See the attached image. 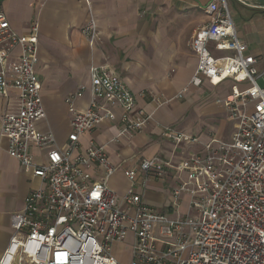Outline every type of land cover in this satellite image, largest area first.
Segmentation results:
<instances>
[{"label":"built area","instance_id":"built-area-1","mask_svg":"<svg viewBox=\"0 0 264 264\" xmlns=\"http://www.w3.org/2000/svg\"><path fill=\"white\" fill-rule=\"evenodd\" d=\"M205 12L209 21L189 44L197 59L190 84L199 88L207 81L217 87L232 81L222 102L234 123L231 137L201 144L194 136L162 128V139L199 150L178 164L141 160L137 169L124 171L131 187L118 198L107 185L118 167L103 146L90 143L81 151L79 137L105 121H117L114 142L130 139L150 116L134 117L136 101L123 80L105 65L92 66L88 84L66 99L71 132L65 148H56L53 136L37 127L45 118L35 71L38 27L19 35L0 11V106L11 95L16 100L15 107L0 114V132L7 154L39 180L22 211L10 218L13 233L0 264H123L112 249L130 236L128 264H264V87L256 82L264 74V58L250 54L238 37L226 0H212ZM81 33L89 46L98 40L92 14ZM210 45L222 55L213 54ZM86 91L88 108L74 109V100ZM31 146L45 155L44 163L34 161ZM91 170L100 178L94 180ZM138 172L145 174L142 188L150 177L163 180L174 174L178 184L171 190L172 207L187 196L186 215L169 219L145 205L135 193Z\"/></svg>","mask_w":264,"mask_h":264},{"label":"crops","instance_id":"crops-1","mask_svg":"<svg viewBox=\"0 0 264 264\" xmlns=\"http://www.w3.org/2000/svg\"><path fill=\"white\" fill-rule=\"evenodd\" d=\"M211 1L0 0V11L17 34L26 35L32 26L38 27L35 71L41 83L45 118L37 127L53 136L56 148H65L71 132L66 99L88 84V69L92 66L105 65L123 80L136 101L134 117L150 116L146 127L130 139L114 142L117 121H105L79 137L81 151L90 143L103 146L110 163L118 167L107 182L118 198L131 187L124 171L137 169L141 160L160 158L178 164L199 150V146L176 147L162 139V128L194 136L201 144L228 141L231 137L234 123L222 102L230 93L232 81L217 87L207 81L199 88L190 84L197 59L189 44L195 31L208 23L205 9ZM90 14L99 33L93 46L81 33ZM244 20V27L234 25L237 35L250 54L261 56L258 48L264 38V21L250 15ZM209 48L213 54L222 55L214 51L213 45ZM183 89L186 92L176 99ZM7 102L1 103L0 114L15 107V96L11 95ZM89 102L86 91L74 100L73 107L85 111ZM114 114L118 117L119 111L115 109ZM29 154L36 163L45 162V155L35 147L29 148ZM91 175L94 180L101 176L96 170H91ZM144 179L145 174L138 172L135 193L145 205L169 219L186 215L187 196L180 198L178 207H172L171 190L178 184L174 174H167L163 180L150 177L145 188L139 187ZM37 186L39 180L24 173L19 162L7 154V140L0 132V259L13 233L11 216L22 211L24 199ZM131 241L130 236L125 244L115 247L130 251Z\"/></svg>","mask_w":264,"mask_h":264},{"label":"rangeland","instance_id":"rangeland-1","mask_svg":"<svg viewBox=\"0 0 264 264\" xmlns=\"http://www.w3.org/2000/svg\"><path fill=\"white\" fill-rule=\"evenodd\" d=\"M229 13L231 16V19L235 26H237L238 23L242 24L244 27L246 25V21L244 18L247 15H250L251 17H254L257 21H264V12L261 10H252L250 8H245L237 4L238 2L236 0H226ZM259 52L261 53L262 58H264V38L259 46ZM259 73H263V68H258ZM257 84L263 88L264 87V74H261V76L256 80ZM128 249L126 247L123 248H116L115 246L112 249V255L116 257V259H119L123 261L125 264H128L129 262V254Z\"/></svg>","mask_w":264,"mask_h":264},{"label":"water","instance_id":"water-1","mask_svg":"<svg viewBox=\"0 0 264 264\" xmlns=\"http://www.w3.org/2000/svg\"><path fill=\"white\" fill-rule=\"evenodd\" d=\"M236 1L251 9H264V0H236Z\"/></svg>","mask_w":264,"mask_h":264}]
</instances>
